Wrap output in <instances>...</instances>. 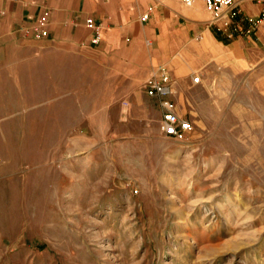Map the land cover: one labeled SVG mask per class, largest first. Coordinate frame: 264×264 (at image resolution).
<instances>
[{"label": "rangeland", "instance_id": "1", "mask_svg": "<svg viewBox=\"0 0 264 264\" xmlns=\"http://www.w3.org/2000/svg\"><path fill=\"white\" fill-rule=\"evenodd\" d=\"M247 1L228 25L203 6L201 27L241 42L182 39L164 97L148 35L0 42V264H264V16ZM162 101L191 122L181 138Z\"/></svg>", "mask_w": 264, "mask_h": 264}, {"label": "crops", "instance_id": "2", "mask_svg": "<svg viewBox=\"0 0 264 264\" xmlns=\"http://www.w3.org/2000/svg\"><path fill=\"white\" fill-rule=\"evenodd\" d=\"M177 2L180 1L0 0V42L20 35L89 48L103 45L115 50L125 41H134L142 35H148L151 37L150 48L157 50L150 58L152 68L155 70L162 67L171 84L174 74L168 64L173 62L178 42L182 39L200 32L204 38L210 36L217 43L233 47L241 42L238 38L225 43L209 27H201L203 6L206 8L203 0L194 1L193 11L180 7ZM241 7L245 11H256L264 16V2L247 1ZM144 15H147L146 19H143ZM87 18L93 19L100 26L98 43L93 42L94 32L86 26ZM43 20L47 33L39 36L35 29ZM164 42H167V46H162Z\"/></svg>", "mask_w": 264, "mask_h": 264}, {"label": "built area", "instance_id": "3", "mask_svg": "<svg viewBox=\"0 0 264 264\" xmlns=\"http://www.w3.org/2000/svg\"><path fill=\"white\" fill-rule=\"evenodd\" d=\"M179 1L186 6H191L195 0ZM240 1L242 0H203L206 9L214 16L220 17L223 11L226 12L227 17L223 21L224 25L230 24L232 19L235 18L238 11H234V8ZM258 1L264 2V0ZM146 18L147 15H144L143 19ZM85 23L94 32L93 42L98 43L100 40V26L95 24L91 18H87ZM44 26L45 21L43 20L35 29L37 35H46L47 32ZM194 80L198 81V78L195 77ZM146 88L148 95L151 97H164L171 92L168 74L162 67L158 68L155 75L148 80ZM161 105L165 108L162 114V128L166 135L181 138L187 131L191 130V122L177 115L171 103L162 101Z\"/></svg>", "mask_w": 264, "mask_h": 264}, {"label": "bare ground", "instance_id": "4", "mask_svg": "<svg viewBox=\"0 0 264 264\" xmlns=\"http://www.w3.org/2000/svg\"><path fill=\"white\" fill-rule=\"evenodd\" d=\"M194 10V8L192 7L190 10ZM192 10V11H193ZM204 38V37H203ZM213 40H212V38L210 37V36H206L204 39H203V41L202 42H200V47L202 48V49H209L210 48V46H212V42Z\"/></svg>", "mask_w": 264, "mask_h": 264}]
</instances>
